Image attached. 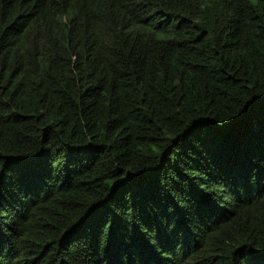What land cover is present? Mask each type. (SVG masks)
<instances>
[{"label": "trees", "instance_id": "1", "mask_svg": "<svg viewBox=\"0 0 264 264\" xmlns=\"http://www.w3.org/2000/svg\"><path fill=\"white\" fill-rule=\"evenodd\" d=\"M258 170L264 0H0V264H234Z\"/></svg>", "mask_w": 264, "mask_h": 264}, {"label": "snow or ice", "instance_id": "2", "mask_svg": "<svg viewBox=\"0 0 264 264\" xmlns=\"http://www.w3.org/2000/svg\"><path fill=\"white\" fill-rule=\"evenodd\" d=\"M194 130H195V126H193V128L190 129L189 133L187 134H192ZM252 178L253 177L250 174L245 175L244 177V179L247 181H251ZM255 178L260 182H264V176L261 175L259 170ZM0 183H2V173H0ZM119 264H122V262H119ZM139 264H147V261L141 260ZM234 264H264V252H255L252 251L251 249L241 247L235 253Z\"/></svg>", "mask_w": 264, "mask_h": 264}]
</instances>
